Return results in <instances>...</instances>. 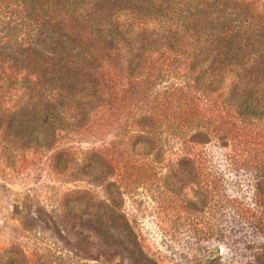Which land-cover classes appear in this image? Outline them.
<instances>
[{
    "label": "rangeland",
    "instance_id": "374dc122",
    "mask_svg": "<svg viewBox=\"0 0 264 264\" xmlns=\"http://www.w3.org/2000/svg\"><path fill=\"white\" fill-rule=\"evenodd\" d=\"M37 3L0 0V264H137L128 260L121 247L104 244L94 232L80 230L88 232L83 241L71 226L73 218L63 212V203L74 193L89 191L104 198L102 186L89 179L84 169L100 153L117 162L116 171L106 178L123 185L124 209L145 251L158 264H264V218L259 216L260 185L254 171H249V177L234 176L224 169L233 144L224 148L217 141L204 144L195 139L205 129L206 118H230L217 106L227 88L213 96L189 89L191 75L180 65L176 73L164 68L159 73L146 71L129 82L124 64H118L125 62L124 48H107L99 38L79 32L69 19L59 21L51 9L37 8ZM154 3L195 14L202 13L204 5L227 8L236 29L255 40L235 52L264 54V0ZM38 13L41 16H35ZM217 29L224 31L221 26ZM56 41L64 51L73 48L84 68L58 66L62 57L52 50ZM34 42L39 43L37 52L32 49ZM203 48L195 39L175 53L174 45H169L153 53L154 65H164L166 56L187 57ZM74 70L85 75L78 78ZM251 72L255 80H264L263 67L254 66ZM24 79L33 82L31 86L22 87ZM230 81L237 82L233 76ZM51 88L61 97L60 116L75 118L73 126L58 128L49 148L11 142L7 130L13 113L33 97L47 100L55 94ZM93 88L101 103L97 110H92L95 100L85 95ZM77 100L87 107L76 110ZM209 130L220 133L211 125ZM262 133L257 131L255 136ZM256 140L242 145L259 151L264 139ZM151 151L180 156L191 152L217 165L218 172L224 171L207 202L191 208L182 223L160 215L151 190L144 183L129 182L130 174L123 171L130 161L143 158L139 154ZM193 188L211 187L198 182Z\"/></svg>",
    "mask_w": 264,
    "mask_h": 264
},
{
    "label": "trees",
    "instance_id": "16d2710c",
    "mask_svg": "<svg viewBox=\"0 0 264 264\" xmlns=\"http://www.w3.org/2000/svg\"><path fill=\"white\" fill-rule=\"evenodd\" d=\"M36 5L40 9H51L59 21L69 19L79 32L99 38L109 49L124 48L125 62L121 60L118 64H124L129 82L139 80L146 71L159 73L164 68L176 73L177 67L182 66L191 75L189 89L213 96L215 92L227 88L221 104L217 106L222 111L225 109L230 118H206L205 129L199 131L195 139L204 144L217 141L224 148L233 144L227 152L224 169L242 177L252 176L249 171H254L253 177L260 185L259 216L264 218V144L260 141L256 143L263 145L259 151L242 145L251 140L264 139V80H255L251 75L252 67L264 68V54L260 52L251 56L235 52L239 48L245 49L255 40L246 36L241 28L236 29L232 13L227 8L218 10L204 5L202 13L195 14L193 11L159 6L154 0H38ZM44 15V12L43 17L40 13L35 14L42 19ZM239 23L243 26L242 21ZM219 26L224 28L223 33L218 32ZM194 39L202 42V50L187 57L166 56L164 65H154L155 51L167 50L169 45H174L175 53ZM34 44L32 49L37 52L39 43ZM60 45L61 42L56 41L52 48L55 55L62 57L57 65L83 69L79 66L83 62L77 60L74 49L64 51ZM75 75L80 78L85 73L75 71ZM231 76L237 80L234 85L230 81ZM22 83L23 87L31 86L33 82L24 79ZM51 91L55 93L53 88ZM85 93L86 99L95 100L92 110L99 109L101 103L98 96H94L95 88ZM52 96L47 100L33 97L13 113L7 130L11 142L26 148H49L57 139L58 128L73 126L75 118L60 116L63 113L59 108L61 97L56 93ZM75 104L76 110L87 107L81 100L75 101ZM208 104L216 106L212 101ZM208 124L219 128L220 133H211ZM261 129L263 136H255ZM139 156L143 158L130 161L123 171L130 174L129 182L144 183L159 201L158 213L170 216L176 224L186 220L191 208H196L202 201L206 203L213 194V187L224 177V171L218 172L220 168L217 165L210 164L204 157L197 159L191 152L180 156L151 151ZM95 162L100 166H96ZM116 167L115 159L105 153L96 155L94 162L86 163L84 169L89 179L102 186L104 198H98L89 191L74 193L63 203V212L73 218L71 226L76 227L83 241L88 236V232L83 231L89 230L96 233L104 244L121 247L128 254V260L137 264H158L145 251L124 209L123 185L118 180L108 181L106 178V174H113ZM198 182L211 188L196 191L193 186ZM61 226L65 228L66 224Z\"/></svg>",
    "mask_w": 264,
    "mask_h": 264
}]
</instances>
